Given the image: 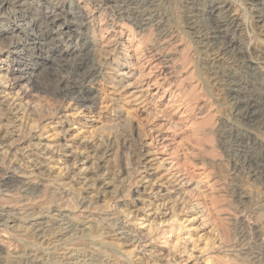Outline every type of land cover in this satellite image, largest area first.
Listing matches in <instances>:
<instances>
[{"label": "rangeland", "instance_id": "rangeland-1", "mask_svg": "<svg viewBox=\"0 0 264 264\" xmlns=\"http://www.w3.org/2000/svg\"><path fill=\"white\" fill-rule=\"evenodd\" d=\"M67 1L26 0L19 7L0 9V161L20 165L19 174L39 182L29 189L36 196L0 188V206L5 200V208L17 207L7 214H13L16 225L0 223V264H264V180L252 175L243 153L234 152L226 135L233 128L264 147V125L235 115L228 84L232 77L247 82L244 92L264 109V78L256 72L263 69L262 0H215L217 18L227 14L221 11L223 4L241 24L227 36L233 46L252 48L247 67L234 53H221V45L205 35L214 26L209 0L130 4L135 11L141 6L150 13L144 21L123 14L124 0L111 6L70 0L86 8V20H72L69 34L47 37L42 49L50 55L77 45L81 53H89L88 66L95 69L88 84L95 94L90 108L55 92L48 73L71 77L73 71H61L50 60L37 68V86L10 84L7 55L12 42L24 44L21 60L34 61L37 53L28 48L38 28L30 20ZM59 17L57 25L68 22L64 13ZM76 56L65 55L72 60ZM128 146L141 148L140 163L128 160ZM34 204L35 213L24 210ZM156 210L160 212L154 216ZM121 232L151 237L150 242L134 249ZM75 242L82 246L75 247Z\"/></svg>", "mask_w": 264, "mask_h": 264}, {"label": "bare ground", "instance_id": "bare-ground-1", "mask_svg": "<svg viewBox=\"0 0 264 264\" xmlns=\"http://www.w3.org/2000/svg\"><path fill=\"white\" fill-rule=\"evenodd\" d=\"M26 1V0H25ZM24 0H0V9L4 8V7H8L9 5L11 6H20L22 3H25ZM119 0H94V2L96 3H100L103 5H110V3L114 2V4L116 2H118ZM123 1V0H122ZM145 1V0H144ZM151 2V1H150ZM210 4L207 8L208 10V14L209 16L213 19V28L210 29L209 32L205 33V35H209L208 38H210L211 40H215L218 44H220V51L221 53H228V52H232L234 53L233 55L236 58V61L239 62V64L243 67H247L248 66V57L251 55L252 53V48H248V47H243L241 45L238 44H234L236 46H233L231 40L228 38V32L229 31H234L236 28H240L239 24L237 23V21L235 20V18L233 16H231L230 14H228L229 11V7L227 5H223L221 6V11H225L227 14L225 15L224 18L219 19L217 18V2L215 0H209ZM123 5L125 6V10L123 11V14L127 16L130 15H135L136 17L139 18H144V16L148 13H145L143 9H141V6L139 8V11H135L134 8H130L129 5L130 4H134L137 3L138 5H141V0H124ZM24 5V4H23ZM28 8H31V5L28 3L26 4ZM145 5V4H143ZM111 6V5H110ZM131 6V5H130ZM137 6V5H136ZM261 8L260 10H264V0H262L261 3ZM13 7V8H14ZM106 7V6H105ZM113 7V6H112ZM85 8V7H84ZM83 5L81 6L78 2L75 1H70L68 0L67 2H63L61 5L59 6H54L51 7L49 10L46 11H41L40 12V16H35L33 20H30L31 22V26L34 27V29H37V33L35 35L34 38L31 39V42L33 44L32 47L28 48L31 49L32 51L34 50L35 53H37L36 59L34 61H32L31 63H25L23 60H21V55L24 49L26 48H22L24 46L23 43H21L20 41H18L16 39V41H13L11 44V48H9L8 51V55L7 61H11V64H9V70H10V84L12 85V87L14 86H20L23 88V86L25 84L31 85L32 87H35L39 84V73L37 74L36 70L40 65H44L46 64L47 61H51V62H56V65L59 66L58 68L61 69H65V68H69L73 71V74L71 77L68 76H64L59 74L58 72H49L48 74L53 78L54 80V85H55V92L57 94H59L60 96H64L67 97L69 100L72 101V103L74 105H77L78 107H85V108H90L92 107V104L94 103V95L91 93V89L88 87V84L91 82V80L94 79V74H95V69L93 67H90V63L88 62L89 58V53H81L82 49L80 48V46H73V47H62L60 49H58L56 52L52 50L50 55H47L43 52L44 48V44H45V40L47 37L49 36H53V35H62V34H69L70 31L72 30V27L74 26V21H79V24H82V21L85 19V13L83 12ZM110 8V7H109ZM108 8V9H109ZM114 8V7H113ZM10 9V8H9ZM21 9V8H20ZM86 9V8H85ZM145 9V6H144ZM147 9V8H146ZM8 10V9H7ZM16 10V9H14ZM23 10V9H22ZM137 10V9H136ZM148 10V9H147ZM232 10V8H231ZM12 11V10H11ZM21 12V11H20ZM216 12V13H215ZM12 16L14 15L13 12ZM17 13V12H16ZM19 13V11H18ZM23 13V12H22ZM61 13H64L69 19L68 22L64 23V25H62L61 23L57 25V23L59 22V15ZM120 13V12H119ZM116 13V14H119ZM150 14V13H149ZM148 14V15H149ZM213 15V17H212ZM216 15V16H215ZM120 16V15H119ZM150 16V15H149ZM17 17V16H16ZM19 17V16H18ZM28 17V16H27ZM26 17V18H27ZM125 17V18H126ZM134 17V16H133ZM25 18V19H26ZM118 18V17H117ZM16 19V18H15ZM120 19V18H119ZM131 19V18H129ZM86 20V19H85ZM29 21V20H27ZM144 21V20H143ZM40 22H44V26L40 25ZM140 22V21H139ZM146 22V21H145ZM24 23V22H23ZM22 24V23H21ZM73 24V26H72ZM57 25L56 32L53 30ZM25 25H23L22 27H24ZM29 26V25H28ZM82 26V25H81ZM142 26V24H141ZM239 26V27H237ZM30 27V28H32ZM29 28V27H28ZM77 30V29H76ZM84 30V29H83ZM11 31V30H10ZM234 33V32H233ZM235 35V34H234ZM202 36V35H201ZM56 37V36H55ZM13 38V37H12ZM54 38V37H53ZM66 38V37H65ZM232 38V37H231ZM210 40V41H211ZM23 41V40H22ZM26 42V41H25ZM240 42V41H239ZM77 43V42H76ZM202 43V42H201ZM47 44V42H46ZM10 45V44H9ZM85 44H83L82 46H84ZM29 46V45H28ZM255 49V48H254ZM84 50V48H83ZM86 51V50H85ZM90 51V50H88ZM87 51V52H88ZM149 51V50H148ZM152 51V50H151ZM32 52V53H34ZM79 52V53H78ZM77 53V54H76ZM144 53V52H143ZM146 53V52H145ZM144 53V54H145ZM66 54H74L76 57H74V59H68L65 57ZM91 54V53H90ZM24 55V54H23ZM232 55V54H231ZM260 56L263 59V69H261L260 71H256L259 72L260 74H262V76L260 74V77L264 78V49L260 50ZM259 56V57H260ZM146 57V56H145ZM151 57V56H150ZM153 57V56H152ZM161 57V56H160ZM233 57V56H232ZM149 58V56H148ZM147 58V59H148ZM154 59V57H153ZM150 61V60H148ZM155 61V60H154ZM13 62V63H12ZM88 63L90 66H88ZM161 63V61H160ZM159 63V65H160ZM153 64V63H152ZM93 66V65H92ZM152 66V65H151ZM252 67V66H251ZM254 68V67H253ZM256 70V69H255ZM252 70L251 71H255ZM164 74V73H163ZM257 74V73H256ZM162 76V75H161ZM8 77V76H7ZM227 77V76H226ZM232 77V76H231ZM9 79V78H8ZM164 78H162L163 80ZM7 80V79H6ZM1 81V80H0ZM158 81V80H157ZM227 81V80H226ZM225 81V82H226ZM228 84L230 85L229 88H231L229 97H231V99L233 100V106H234V111H235V115H237L238 117H240L241 119H243L244 121L250 123V122H254L255 120H257L258 122H261L262 125H264V109L262 110V105L259 104V102L257 101V98H254L252 96V94H246L243 89V85L247 84V82L241 81L240 78H234L232 77L230 80H228ZM147 84V83H146ZM7 85V84H6ZM90 85V84H89ZM149 85V84H148ZM27 86V85H26ZM228 86V85H227ZM25 87V86H24ZM147 87V86H146ZM92 88V87H91ZM245 88V87H244ZM94 92V91H93ZM249 93V92H248ZM24 96H26L27 92L23 91L22 93ZM254 95V94H253ZM257 97V96H256ZM263 103V102H262ZM5 104V103H4ZM11 104V103H10ZM9 105V104H8ZM27 105V104H26ZM11 107V106H10ZM24 107V106H23ZM264 107V106H263ZM77 108V107H76ZM256 121V122H257ZM1 129V128H0ZM4 135V134H3ZM226 135H228L229 137L232 138V143L231 145L233 146L234 152L235 151H239L242 152L244 159H243V163L245 165H247V167H249L250 172L252 173V175L261 178L262 180H264V147L259 143L258 139L256 140L254 137L250 136L249 134H243L238 132L237 130L233 129V128H229L226 131ZM1 138V137H0ZM106 145V144H105ZM104 148H101L99 151L101 154H103L104 152H106L107 150V145ZM131 146H128L126 149H129L130 152L128 153V160L131 163H140L141 161V156H143L142 152H141V148L137 147L138 149H134ZM139 150V151H138ZM100 155V154H99ZM105 155V154H104ZM101 156V155H100ZM100 158V157H99ZM98 159V158H97ZM2 160V159H1ZM10 160V159H9ZM130 163V164H131ZM128 164V163H127ZM20 167V165L18 166ZM17 166H14L13 164H11L10 162H7V164H3V162L0 161V188H5V189H9V188H16L17 190H22V192L27 193L26 195H28L29 193L27 192V190L29 191V189L33 190L35 189V187H37V185L39 184V182L37 183V185L35 184V182L28 178L25 177L24 175L19 174V168ZM27 173V172H26ZM31 173V172H30ZM30 175V174H29ZM147 177H145L146 179ZM34 179V178H33ZM153 180V179H152ZM148 181V180H147ZM152 182H158V181H152ZM42 183V182H41ZM151 183V182H149ZM42 185V184H40ZM60 185V184H59ZM153 185V183H152ZM157 185V184H156ZM46 186V184H45ZM161 186H163V184L161 183ZM160 186V187H161ZM43 187V186H42ZM57 187V186H56ZM55 187V189H56ZM159 187V188H160ZM165 187V186H164ZM23 188V189H22ZM53 188V186H52ZM157 188V187H156ZM168 188V187H167ZM37 189V188H36ZM40 189V188H39ZM44 189V188H43ZM61 189V188H60ZM51 190V189H50ZM171 190V189H169ZM58 191V190H57ZM66 191V190H65ZM158 191H162V190H158ZM164 191V190H163ZM176 191V190H175ZM32 192V191H29ZM37 192V191H36ZM39 192V191H38ZM49 192V190H48ZM56 192V191H55ZM166 192V191H165ZM171 192V191H169ZM23 193V194H24ZM157 193V191H156ZM9 194V193H8ZM7 194V195H8ZM21 194V193H20ZM35 193L32 192V196ZM166 194V193H165ZM25 195V194H24ZM30 195V194H29ZM37 195V194H36ZM34 195V196H36ZM42 195V193H41ZM157 195V194H156ZM160 195V194H159ZM167 195V194H166ZM9 196V195H8ZM31 196V200L32 197ZM44 196V195H43ZM52 196V194H51ZM56 196V195H55ZM158 196V195H157ZM161 196V195H160ZM20 197V196H19ZM22 197V196H21ZM39 197V196H38ZM42 197V196H40ZM47 197V196H46ZM163 197V196H162ZM24 198V197H23ZM28 200L29 197H26ZM35 198V197H34ZM33 198V199H34ZM2 199V198H1ZM4 199V198H3ZM2 199V200H3ZM20 199V198H18ZM36 199V198H35ZM46 199V198H45ZM48 199V198H47ZM163 199V198H162ZM161 199V200H162ZM166 199V198H165ZM167 199H168V195H167ZM25 200V201H26ZM50 199H48L49 201ZM173 200V199H171ZM5 201V200H4ZM4 201L2 206H0V223L1 225H5L7 223H14L17 221L15 217H13V214L11 213V216H8L7 214H9L12 210H14L15 208L11 209L10 208H5L4 207ZM17 201V200H16ZM20 201V200H19ZM44 201V200H43ZM42 201V202H43ZM54 201V200H53ZM169 201V200H168ZM174 201V200H173ZM33 202V201H32ZM50 202V201H49ZM60 202V201H59ZM165 202V201H164ZM159 203L158 205L156 204L155 209H159V207H162L165 203ZM167 202V201H166ZM14 203V202H13ZM16 203V202H15ZM14 203V204H15ZM20 203V202H19ZM37 203V202H36ZM35 203V204H36ZM39 203V202H38ZM46 203V202H45ZM44 205H47L45 204ZM52 203V201H51ZM13 204V205H14ZM29 204V203H28ZM34 205H27L26 207L24 206V210L28 211V212H34ZM42 204V203H39ZM38 204V205H39ZM9 205V204H8ZM23 206V205H20ZM43 206V205H40ZM39 206V207H40ZM168 206V205H167ZM171 206V204H170ZM168 206V207H170ZM203 206V205H202ZM21 208V207H20ZM19 209V208H18ZM22 209V208H21ZM153 209V208H152ZM167 209V208H166ZM196 209V208H195ZM54 210V209H53ZM160 210V209H159ZM162 210V209H161ZM169 210L173 211V208L171 209V207L169 208ZM23 211V210H22ZM206 211V210H205ZM18 212V210H17ZM56 212V211H55ZM160 211H155L153 214L155 216V213L158 214ZM164 212V211H163ZM171 212V211H170ZM198 212V210H197ZM201 212V210H200ZM199 212V213H200ZM201 214H203L204 216V211L202 209ZM14 213V211H13ZM35 213V212H34ZM172 213V212H171ZM195 213V210H194ZM28 214V213H27ZM60 214V213H58ZM196 214V213H195ZM200 214V215H201ZM26 215V214H25ZM24 215V216H25ZM32 215V214H31ZM55 215V214H54ZM52 215V217L54 216ZM108 215V214H107ZM167 215V214H166ZM175 215V214H174ZM207 215V214H206ZM205 215V216H206ZM23 216V215H22ZM63 216H67V215H63ZM198 216V215H197ZM32 217V216H31ZM36 217V216H35ZM69 217V216H68ZM104 217V216H103ZM159 217V216H158ZM174 217V216H173ZM201 217V216H199ZM54 218V217H53ZM107 218V217H106ZM127 218V216H126ZM171 218V217H170ZM202 218V217H201ZM22 219V217H21ZM61 219V218H60ZM70 219V218H69ZM72 219V218H71ZM123 219V218H122ZM121 219V220H122ZM155 219V218H154ZM176 219V218H175ZM26 220V218H25ZM46 220V219H45ZM51 220V219H50ZM73 220V219H72ZM2 221V222H1ZM55 221V220H54ZM76 218H75V222H76ZM124 221V220H122ZM35 222H39L38 220ZM41 222V220H40ZM43 222V221H42ZM50 222V221H49ZM65 222V221H64ZM74 222V223H75ZM78 222V221H77ZM117 222V221H115ZM63 223V222H62ZM69 221H67L65 224L69 226H73ZM103 223V222H102ZM125 223V222H124ZM182 223V222H181ZM33 224V223H32ZM37 224V223H36ZM73 224V223H72ZM76 224V223H75ZM9 225V224H8ZM11 225V224H10ZM16 225V224H15ZM35 226V224H33ZM42 225V224H41ZM52 225V224H51ZM59 225V224H58ZM57 225V226H58ZM97 225V224H96ZM100 225V224H99ZM125 225L127 226V224L125 223ZM150 225V224H148ZM170 225V224H169ZM21 226V225H20ZM46 226V224H45ZM124 226V225H123ZM125 226V227H126ZM152 226V225H151ZM171 226V225H170ZM12 227V226H10ZM37 227V226H36ZM50 227V226H48ZM56 227V226H55ZM54 227V228H55ZM88 227V226H87ZM35 228V227H34ZM57 228V227H56ZM59 228V227H58ZM57 228V230H58ZM72 228V227H71ZM172 228V227H170ZM1 229V228H0ZM44 229V228H42ZM41 229V230H42ZM63 229V228H62ZM79 229V228H78ZM124 229V228H123ZM122 229V230H123ZM166 229V228H164ZM28 230V229H27ZM33 230V229H32ZM45 230V229H44ZM43 230V231H44ZM49 230V229H48ZM51 230V229H50ZM85 230V229H84ZM83 230V231H84ZM128 230V229H127ZM134 230V229H133ZM1 231V230H0ZM38 231V230H37ZM42 231V232H43ZM63 231V230H62ZM82 231V233H84ZM89 231V230H88ZM119 231V230H118ZM125 231V230H124ZM23 232V231H22ZM28 232V231H26ZM41 232V235H42ZM55 232V231H54ZM53 232V233H54ZM61 232V231H60ZM65 232V231H64ZM31 233V232H30ZM40 233V231H39ZM45 233V232H44ZM43 233V234H44ZM59 233V232H58ZM56 233V234H58ZM74 233V232H73ZM87 234V231L85 232ZM132 233V231H131ZM139 233V232H138ZM161 233H164V231H162ZM37 234V233H36ZM49 234V233H48ZM81 234V233H80ZM80 234H77L78 236ZM93 234V233H92ZM148 234V233H147ZM21 235V234H20ZM39 235V234H37ZM55 235V234H54ZM61 235V234H60ZM75 235V236H77ZM90 235V233H89ZM94 235V234H93ZM119 235H121L120 237L123 238V240L125 241H131V244H134V249L135 246L138 247H146L147 243L150 242V238L146 239V236L144 237L142 234H136L134 233L133 235H128V233L126 232H121ZM163 235V234H162ZM161 235V236H162ZM24 236H26L24 234ZM53 236V235H51ZM74 236V237H75ZM96 236V235H95ZM100 236V235H99ZM35 237V236H34ZM37 237V236H36ZM42 237V236H41ZM44 237V235H43ZM49 236L47 235V238ZM60 237V236H59ZM83 237V235H82ZM85 237V236H84ZM88 238L91 237L87 235ZM93 237V236H92ZM46 238V239H47ZM50 238V237H49ZM56 238V237H55ZM86 238V237H85ZM163 238V237H162ZM166 238V237H165ZM21 239V238H20ZM60 239V238H59ZM80 239V238H79ZM82 239V238H81ZM153 239V238H152ZM151 241H154L152 240ZM74 240V239H73ZM87 240V239H86ZM157 240V239H155ZM19 241V239H18ZM85 241V240H84ZM90 241V240H88ZM2 239L0 240V245H1ZM4 242V240H3ZM7 242V241H6ZM21 242V241H20ZM80 242V241H79ZM82 243V242H81ZM88 243V242H87ZM103 243V242H102ZM72 244V243H71ZM93 244V243H92ZM106 244V243H105ZM104 244V245H105ZM153 244V243H152ZM174 244V243H173ZM72 245H74L76 247V245H81L80 243H73ZM85 245V244H84ZM83 245V246H84ZM94 245H95V241H94ZM150 245V244H148ZM1 246H4V244H2ZM82 246V245H81ZM89 246V245H88ZM151 246V245H150ZM81 248V247H80ZM87 248V247H86ZM86 248H81V249H86ZM109 248V247H108ZM1 249V248H0ZM4 249V247H3ZM140 249V248H139ZM153 249V247H152ZM22 249H20L21 251ZM24 251V250H23ZM79 251V249H78ZM81 251V250H80ZM86 251V250H84ZM97 251V250H96ZM120 251V250H119ZM141 251V250H140ZM201 251V250H200ZM6 252V251H4ZM9 252V251H8ZM17 252V251H16ZM153 252V251H152ZM3 253V252H2ZM21 253V252H20ZM19 253V254H20ZM79 253V252H78ZM92 253V252H91ZM104 253V252H103ZM163 253V252H162ZM199 253V252H198ZM5 254V253H4ZM23 254V253H22ZM94 254V253H93ZM99 252L95 253L94 256L95 257H99ZM115 253H111L110 255H112ZM14 255L11 253V256ZM105 256V254H103ZM100 255V256H103ZM112 255V256H114ZM120 256V254H117ZM123 255V254H122ZM2 256V255H1ZM5 256V255H4ZM10 256V254H9ZM19 256V255H17ZM125 256V255H124ZM127 256V255H126ZM125 256V257H126ZM199 256V254H198ZM7 257H8V253H7ZM21 257V256H20ZM23 257V256H22ZM26 257V256H25ZM117 257V256H116ZM200 257V256H199ZM1 258V257H0ZM10 258V257H9ZM12 260H14V257ZM18 258V257H17ZM32 258V257H31ZM121 258V257H119ZM172 258V257H171ZM96 259V258H95ZM108 259V257H107ZM102 260V259H101ZM105 260V259H104ZM114 260V257H113ZM116 260V259H115ZM5 261L6 258H5ZM99 261V258H98ZM128 261V260H127ZM154 261V260H153ZM177 261V260H175ZM25 262V261H24ZM104 262V261H103ZM114 262V261H113ZM117 262V261H116ZM95 263V261L93 262ZM108 263V262H107ZM105 263V264H107ZM154 263V262H153ZM152 263V264H153ZM178 263V262H177ZM32 264V263H31ZM99 264V263H98ZM104 264V263H103ZM131 264V263H130ZM155 264V263H154ZM174 264V263H173Z\"/></svg>", "mask_w": 264, "mask_h": 264}]
</instances>
